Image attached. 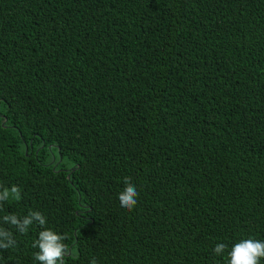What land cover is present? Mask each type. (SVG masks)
Returning <instances> with one entry per match:
<instances>
[{"label": "trees", "instance_id": "16d2710c", "mask_svg": "<svg viewBox=\"0 0 264 264\" xmlns=\"http://www.w3.org/2000/svg\"><path fill=\"white\" fill-rule=\"evenodd\" d=\"M136 207H120L125 179ZM0 211L65 264H227L264 241V0H0ZM264 264V260L261 261Z\"/></svg>", "mask_w": 264, "mask_h": 264}, {"label": "clouds", "instance_id": "9594fccd", "mask_svg": "<svg viewBox=\"0 0 264 264\" xmlns=\"http://www.w3.org/2000/svg\"><path fill=\"white\" fill-rule=\"evenodd\" d=\"M124 183L126 186L119 194L118 199L120 207L131 212L138 203L139 193L135 185L127 178ZM20 191L15 185L10 190L3 188L0 191V211L3 210L4 204L10 199L20 200ZM2 221L10 225L21 235L27 234L30 227L34 224L41 227L43 230L39 232L38 239L32 244L33 248L39 249L38 252L33 254L34 259L39 264H65L66 257L70 255V248L64 243L67 237L46 228L47 219L42 213L30 211L23 217L10 213L4 215ZM16 246L17 240L13 232L0 227V249L7 250L15 248ZM213 252L218 257L223 256L227 252V264H261V261L264 260V241L253 238L242 239L235 243L230 251H228L227 244L218 243L213 249ZM90 264H97V262L93 258Z\"/></svg>", "mask_w": 264, "mask_h": 264}]
</instances>
